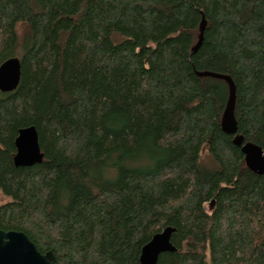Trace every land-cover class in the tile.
Listing matches in <instances>:
<instances>
[{"label":"trees","instance_id":"1","mask_svg":"<svg viewBox=\"0 0 264 264\" xmlns=\"http://www.w3.org/2000/svg\"><path fill=\"white\" fill-rule=\"evenodd\" d=\"M11 57L0 229L52 264H141L168 226L177 250L158 264H264V173L234 141L264 149V0H0ZM32 125L43 161L16 166Z\"/></svg>","mask_w":264,"mask_h":264},{"label":"water","instance_id":"2","mask_svg":"<svg viewBox=\"0 0 264 264\" xmlns=\"http://www.w3.org/2000/svg\"><path fill=\"white\" fill-rule=\"evenodd\" d=\"M204 26L205 21L203 20L202 32ZM201 39L202 37L193 52L197 50ZM20 79V58L11 57L0 65V89L13 90L20 83ZM228 80L231 93L224 114V129L227 133L236 134L238 130L233 115L235 86L232 79L228 78ZM234 141L241 147L248 164L255 171L264 173V149L253 142H244L241 135H236ZM15 147L14 163L16 166H32L43 161L44 153L40 146L38 130L33 125L20 128L15 139ZM175 230L174 227L168 226L154 234L141 249L140 263L158 264L162 253L176 251L177 247L172 242ZM54 260L55 255L52 251L42 253L25 232L0 229V264H52Z\"/></svg>","mask_w":264,"mask_h":264},{"label":"rangeland","instance_id":"3","mask_svg":"<svg viewBox=\"0 0 264 264\" xmlns=\"http://www.w3.org/2000/svg\"><path fill=\"white\" fill-rule=\"evenodd\" d=\"M11 201V197L7 195L2 188H0V204H5Z\"/></svg>","mask_w":264,"mask_h":264}]
</instances>
